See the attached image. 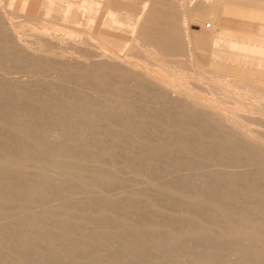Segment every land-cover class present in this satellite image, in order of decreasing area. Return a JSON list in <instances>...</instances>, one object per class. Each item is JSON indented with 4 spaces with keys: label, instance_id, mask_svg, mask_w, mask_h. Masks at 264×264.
<instances>
[{
    "label": "rangeland",
    "instance_id": "rangeland-1",
    "mask_svg": "<svg viewBox=\"0 0 264 264\" xmlns=\"http://www.w3.org/2000/svg\"><path fill=\"white\" fill-rule=\"evenodd\" d=\"M263 61L264 0H0V264H264Z\"/></svg>",
    "mask_w": 264,
    "mask_h": 264
},
{
    "label": "bare ground",
    "instance_id": "bare-ground-1",
    "mask_svg": "<svg viewBox=\"0 0 264 264\" xmlns=\"http://www.w3.org/2000/svg\"><path fill=\"white\" fill-rule=\"evenodd\" d=\"M228 41V40H227ZM224 44V43H223ZM263 50V49H262ZM262 55V54H261ZM264 62V61H263Z\"/></svg>",
    "mask_w": 264,
    "mask_h": 264
}]
</instances>
